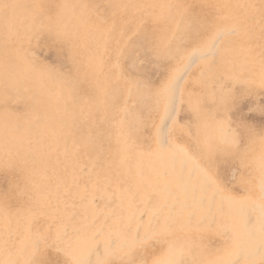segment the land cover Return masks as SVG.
Masks as SVG:
<instances>
[{
    "label": "rangeland",
    "instance_id": "1",
    "mask_svg": "<svg viewBox=\"0 0 264 264\" xmlns=\"http://www.w3.org/2000/svg\"><path fill=\"white\" fill-rule=\"evenodd\" d=\"M0 3V264H261L264 0Z\"/></svg>",
    "mask_w": 264,
    "mask_h": 264
},
{
    "label": "snow or ice",
    "instance_id": "2",
    "mask_svg": "<svg viewBox=\"0 0 264 264\" xmlns=\"http://www.w3.org/2000/svg\"><path fill=\"white\" fill-rule=\"evenodd\" d=\"M7 7H9L7 3H0V8H7ZM201 58H203V50L201 48L191 49V59L193 60V62ZM5 68H7V61L5 62ZM261 255L264 256V247L261 248ZM125 264H158V262H155V261L149 262V261H143V260H137V259H129L125 262ZM261 264H264V260H262Z\"/></svg>",
    "mask_w": 264,
    "mask_h": 264
},
{
    "label": "bare ground",
    "instance_id": "3",
    "mask_svg": "<svg viewBox=\"0 0 264 264\" xmlns=\"http://www.w3.org/2000/svg\"><path fill=\"white\" fill-rule=\"evenodd\" d=\"M198 21V19H196V21L195 22H197ZM177 79H181V77H179V78H176L175 80H177ZM179 81V80H178ZM169 117V116H168ZM224 129V128H223ZM224 133V132H223ZM193 153V152H192ZM197 165V164H196ZM197 168L198 169H196V171L197 172H202V173H204V174H206L208 177H209V181L210 182H212V177L207 173V172H209L211 169H212V167H211V165L209 164V163H206V164H202V165H197ZM207 171V172H206ZM211 172V171H210ZM212 178V179H211ZM239 178H241V177H239ZM241 180V179H240ZM232 181V180H231ZM238 182V181H237ZM238 185H239V183H237ZM235 185V184H234ZM228 186V185H227ZM233 189V188H232ZM234 190V189H233ZM226 192V191H225ZM227 194V193H226ZM231 194V193H230ZM243 195V194H242ZM241 196V195H240ZM245 201V200H244ZM230 205V207H237L239 204L238 203H229ZM241 204V203H240ZM207 216V215H206ZM220 227V226H219ZM112 241V240H111ZM28 243V242H27ZM213 244V243H212ZM220 245V244H219ZM149 261V260H148Z\"/></svg>",
    "mask_w": 264,
    "mask_h": 264
}]
</instances>
